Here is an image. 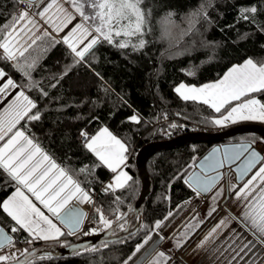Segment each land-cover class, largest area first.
<instances>
[{"label": "trees", "instance_id": "trees-1", "mask_svg": "<svg viewBox=\"0 0 264 264\" xmlns=\"http://www.w3.org/2000/svg\"><path fill=\"white\" fill-rule=\"evenodd\" d=\"M19 5L18 0H0V28L14 16ZM144 7L151 9V31L144 37L147 43L143 49H120L105 43L94 47L84 61L77 63L71 50L58 43L36 64L31 80L0 55V62L33 97L40 113V120L23 121V127L87 190L97 192L91 216L98 219L96 209L101 208L113 224L142 193V178L134 162L140 147L168 139L166 131L175 137L198 131L199 127L201 131L220 129L213 121L226 109L217 113L201 101L185 100L177 94V86L182 82L201 85L219 80L230 67L249 58L264 61V0H145ZM250 7H256L257 12L245 13L249 17L245 20L241 9ZM198 9L207 18L200 16L194 30L180 38V30L188 27V15ZM168 12L175 14L171 25L163 19ZM166 26L170 35L165 34ZM32 84L35 86L29 87ZM253 95L264 102V93ZM133 116L138 122L131 119ZM103 126L128 147L127 168L132 178L115 191L100 189L112 172L79 138L84 132L92 136ZM229 141L257 144L264 140L248 133ZM213 145L186 144L158 152L149 159L147 168L154 190L146 200L143 226L135 235L102 242L68 256H39L27 264H125L142 240L154 232L157 222L164 221L176 206L195 196L185 181ZM17 186L0 169V203ZM128 221L129 218L123 222L124 227ZM0 225L14 237L15 247L27 252L41 245L65 247L86 237L72 234L43 241L24 230L12 232L13 227L19 226L2 208ZM102 226L101 223L99 227Z\"/></svg>", "mask_w": 264, "mask_h": 264}, {"label": "snow or ice", "instance_id": "snow-or-ice-1", "mask_svg": "<svg viewBox=\"0 0 264 264\" xmlns=\"http://www.w3.org/2000/svg\"><path fill=\"white\" fill-rule=\"evenodd\" d=\"M18 2L27 3L28 8L22 9L18 15L13 16L9 24L0 28V50H2L0 55L5 60L13 62V66L29 80H31L30 70L34 69L37 63L35 58L30 59L29 50L36 45L37 40L52 37V33L47 29H44L41 35L36 34L42 28L36 16H39L56 33L64 31L79 17V21L61 38V41L78 58L77 63L84 61L94 47L105 43L120 49L129 47L133 50L143 49L147 43L144 37L151 31V9L143 7L145 0H50L41 11L35 14L29 11L33 6V0H18ZM65 4L69 7H65ZM256 12V7L243 8L241 16L247 20L249 17L245 13L255 14ZM174 15L171 12L165 14L163 19L167 25L172 24ZM200 16L207 18V14L199 9L188 15V27L180 30V38L194 30ZM165 34L170 35L167 26ZM61 41L53 38V43ZM6 75L7 73L0 69V79ZM34 86V84L29 85V87ZM19 87L9 77L0 85V96L7 95L11 89ZM176 91L183 99L200 100L210 105L217 113L226 109V113L222 114L220 119L213 121L216 125H224L229 121L232 123L264 122V102L253 95L264 93V61L257 62L249 58L243 64L233 66L214 83L201 87L181 84ZM245 97L247 99H244ZM233 101H240V103L227 108L226 106L231 105ZM34 109L37 111L33 112ZM40 118L36 102L23 89L16 93L3 111H0V142H3L0 145V169L6 171L17 185L22 186L17 187L12 196L0 203V208L19 226L13 227L12 232L24 230L35 238L49 240L57 239L65 233L33 203L24 190L43 205L53 217L68 224L71 229L68 233L70 235L79 229L84 216L73 202L91 203L92 200L74 176L45 152L26 130H22L21 121L26 123L38 121ZM131 119L138 122L136 116ZM82 135L87 139L85 147L98 157L102 165H106L113 173H117L114 185L109 184L106 191L125 187L131 177L121 169V166H126L128 147L107 128L101 129L95 136L89 137L87 133ZM249 148L250 145H241L236 150H225V155L228 163L231 164L248 152L243 164L238 168L241 178L256 168L257 164L261 165L239 189L237 199L246 202L244 218L249 220L252 227L264 238V156L254 150L249 152ZM230 151L231 155L228 154ZM207 159L212 160L214 157ZM224 163V160L216 159L213 167L222 168ZM81 171L85 170L81 169ZM193 176L194 183L187 180L185 183H188L197 195L201 190L210 191L222 178V174L206 179L195 173ZM235 190L234 185L233 191ZM222 193L223 189L218 195ZM116 199L119 200V197ZM213 199L215 200V197ZM96 211L103 226L113 228L114 222L104 215L103 210L97 208ZM212 211L215 209L213 208ZM121 219H123L122 216L117 218L118 221ZM223 223L221 221V225ZM118 227L123 229L124 224L118 223ZM156 227H160L159 222ZM85 234L89 235L92 232ZM147 242L145 240L144 244ZM144 244L137 246L135 251L139 252ZM14 246L13 239L4 232L3 228H0V250ZM159 255L163 257L164 254ZM13 259L18 258L0 255V264H8ZM153 264H159V258L154 260Z\"/></svg>", "mask_w": 264, "mask_h": 264}, {"label": "crops", "instance_id": "crops-1", "mask_svg": "<svg viewBox=\"0 0 264 264\" xmlns=\"http://www.w3.org/2000/svg\"><path fill=\"white\" fill-rule=\"evenodd\" d=\"M49 2L50 0H43L40 3V5L39 4H35V6L33 5V7L30 10V13L35 14L41 11L43 7ZM65 7H69V5L65 4ZM18 14L19 13L16 12L14 16ZM12 18L9 21H7L8 22L7 24H9L12 21ZM36 19L42 25L40 32L36 33L37 35H41L44 29H47L49 32L52 33V37H43L42 39L37 40L36 45H34L33 48L29 50L30 59L35 58L38 63L40 59L42 60V57L50 48H52L58 43H63L61 41V38L69 31V29L72 28V26L75 23L79 21V17H77V20H74L72 24H69L68 28H65L64 31L60 33L54 32V30L49 25L44 23V21L39 16H36ZM53 38L56 41H61V42L53 43ZM64 46H66L69 49V47L66 44H64ZM245 61L235 65L243 64ZM11 63L13 65V62ZM232 67H230L225 72V74ZM0 69H3L5 73H7V75L3 79H0V85H2L4 81H6L9 77H11L18 84V82L13 78V76L3 66V63L1 62H0ZM30 71L32 72L33 69H31ZM20 73L23 74L22 72ZM216 81L214 80L212 82H207L205 84L214 83ZM181 84H184L186 86H195V87H201L205 85V84L194 85V84H188L186 82H182L177 87H179ZM21 89L23 88L19 87L17 89H11L9 94L0 96V111H3V109L8 105V103L15 97L16 93ZM26 94L33 100V97L30 94H28L27 92ZM256 98L259 99L258 97ZM244 99H247V97H245ZM33 101L35 102V100ZM238 103H240V101H233L232 104L228 106L230 108ZM225 113L226 112H224V114ZM221 117L222 115L217 117L216 119H220ZM22 122L23 121H21L22 130H26L25 127H23ZM247 122L264 124V122L261 121H238L236 123H232L229 121L226 122L224 125H217V126L220 128L219 130H222L228 127L230 128L231 126L237 124L247 123ZM103 128H107L114 136H116V134L107 126H103L98 130V132ZM26 132L28 135H30L27 130ZM96 134L97 132L92 136H95ZM116 137L117 139L121 140L118 136ZM34 140L40 145V147L45 152H47V149L45 150V148L37 141V139ZM121 141L124 143L123 140ZM2 143L3 142H0V145H2ZM86 143L87 141L84 144ZM47 153L53 159H55V157H53L49 152ZM126 155H127L126 166L122 165L121 169L124 172H126L128 176L132 178V175H130L131 173L127 168L128 165L127 161H129V155L128 153H126ZM55 161L59 165H61L56 159ZM61 166L64 167L63 165ZM253 174H251L242 184H239V186L236 187V190L233 191L232 194L229 193V195L226 197V193H225V195L221 197V199H219V201L215 204L216 210L214 214L204 222L200 220L201 222L199 223L200 224L199 229L198 226L196 227L194 226L193 228L192 227L190 228L188 225H190V221L193 219L194 215L198 213L196 211L198 204L200 202L199 198H201V194L199 195L195 194V196H193V198H191L190 200L185 201L182 204L176 206L172 210V212H170L171 214L164 221L160 222V227L157 228L149 236L151 237V239H148L147 237V239L142 240L143 242H141L139 245L144 244L145 240H147L148 242L144 244V247L141 248L139 252L135 251L134 256L127 262V264H153V261L156 260L157 258H159V264H264V238H262L259 232L252 227L251 222L244 218L243 214L244 211L246 210V202L244 200L237 199V192L239 191L240 188L243 187L244 183L247 180H249ZM116 175L117 173L112 172V177L110 178L109 184L114 185ZM74 179L76 178L74 177ZM17 187H22V186L18 185ZM81 187L89 193L92 202L91 203L85 202L78 204L83 205V207H85L87 212L91 211L94 204L93 202L95 201L94 191L87 190L86 187L83 186L82 184ZM15 191L16 189L13 192H11V194L5 200H7L10 196H12ZM24 191L25 194L28 195L29 198L33 200V203H35L37 207L41 208V210L44 211L45 215H48L53 220V222L65 233V235L60 236L57 239H49V240L40 239V240L56 241L59 239H63L65 237H70V234H68L70 231L56 217H53L51 213H49L46 209H44L43 205L39 204V202L36 201L35 198L31 196L30 193H28L26 190ZM73 203H75V201ZM221 221L224 222L222 225H221ZM213 229H215V231H213ZM193 232H194L193 236L189 238V236ZM160 235L164 237H171L172 235H176V238L182 236L181 244H179V246L181 245V249L179 251H175L174 254L169 253L167 250L163 251L161 248L159 249ZM32 237L35 238L34 236ZM160 253L164 254L163 257L159 255Z\"/></svg>", "mask_w": 264, "mask_h": 264}, {"label": "water", "instance_id": "water-1", "mask_svg": "<svg viewBox=\"0 0 264 264\" xmlns=\"http://www.w3.org/2000/svg\"><path fill=\"white\" fill-rule=\"evenodd\" d=\"M43 0H33V2H36V4H39ZM248 133H254L259 136H261L264 140V124L262 123H255V122H247V123H241L234 126H231L230 128H225L222 130L216 131H194V132H187L180 134L178 136L168 138L165 140H159V141H152L147 143L146 145L140 147L139 151L136 154L135 161L137 168L139 170V175L142 178L143 183V190L138 198V200L131 206V208L127 211L125 215H123V219L116 221L115 224H113V228L109 229L106 228V230L94 233L91 235H88L78 241L76 243L74 242L71 245L65 246V247H58L55 245H41L36 246L34 249L26 252L21 257H19L16 260L9 261L8 264H27L30 260L37 258L39 256H68L74 253H77L79 251L85 250L87 248H90L96 244L99 243H109V242H115L122 240L124 238L130 237L135 235L139 232L141 229L140 227L143 226L144 220H145V207L148 198L152 194L154 190V185L151 179V176L148 172L147 164L150 158L158 152L164 151V150H170L174 149L179 146H183L186 144L191 143H197V142H209L214 143V145L196 162L195 168L193 169L192 173H190L187 176V181L190 183H194V176L195 173L197 176L201 178H209L216 176L218 174H222V178L217 181L215 186L211 188L208 192H203L201 190L200 194L202 196H208L211 191L219 185V183L224 179L226 175V169L231 170L235 174V181L236 184L243 183L247 177L256 169L260 164H257L256 168H254L251 172L247 173L243 178L240 177V173L238 171V168L243 164L245 157L248 155V152H245L243 156H241L238 160L235 162L229 164L227 161V157L225 155V150H236L239 149L241 145H250L249 152L250 151H256L261 156H264V152L259 148L258 145H255L251 141H238V142H231L229 140ZM229 155L232 154L230 151L228 153ZM214 157V159L209 160L207 158ZM216 159H222L225 161L224 166L222 168H214V163ZM229 195V192H226V197ZM77 207V209L84 214L83 218L80 222L81 229L82 224L85 220V216L88 214L87 210L83 205L74 203ZM129 218V221L127 225L121 230H118V223H123L126 219ZM69 231L71 229L69 228L68 224L62 222L60 219H58ZM0 228H3L4 232L10 236L13 241L14 237L9 233V231L0 225ZM76 230L74 234H77L79 231Z\"/></svg>", "mask_w": 264, "mask_h": 264}, {"label": "rangeland", "instance_id": "rangeland-1", "mask_svg": "<svg viewBox=\"0 0 264 264\" xmlns=\"http://www.w3.org/2000/svg\"><path fill=\"white\" fill-rule=\"evenodd\" d=\"M143 7H144V5H143ZM20 11H21V9L18 8L17 12L20 13ZM255 145L260 146V149L264 152V141H260ZM259 166H258V168H259ZM258 168H256L251 174H253ZM234 185L236 187L239 186V184H236L235 174L230 169L229 170L226 169V175H225L224 179L219 183V185H217L211 191V193L208 196H202L201 195V198H199L200 202L198 204L197 211H196L198 213H196L194 215L193 219L190 221V225H188V226L190 228L191 227L193 228L194 226L199 227L200 226L199 223L201 221L204 222L207 219H209L215 212L214 211L211 215H209V213H210L209 211H212L213 208L216 210L215 204L219 201V199H221V197H223L225 195V193L227 191L232 194ZM221 189H223V193H222V195H218V193L220 192ZM213 197H215V200L213 199ZM103 228H105V227L102 226L100 228H97L92 234L102 232L101 230H103ZM156 229H157V227L154 229V231ZM149 236H147V237H149ZM147 237H145V239H147ZM181 238H182V236L176 238V235H172L171 237H164V236L160 235V237H159V240H160L159 249L161 248L163 251L167 250L169 253L174 254L175 251L180 250L179 248L181 247V245L179 246V244H181ZM177 242H179V243H177ZM177 247H178V249H177ZM24 252H25V249L21 248V247H16L15 252H10L8 250V248L5 247V248H3V250H0V255H9V256H15L16 258H19L22 256V254ZM13 260H16V259H13ZM13 260H11V261H13Z\"/></svg>", "mask_w": 264, "mask_h": 264}, {"label": "built area", "instance_id": "built-area-1", "mask_svg": "<svg viewBox=\"0 0 264 264\" xmlns=\"http://www.w3.org/2000/svg\"><path fill=\"white\" fill-rule=\"evenodd\" d=\"M35 4H36V2H33L34 6H35ZM18 8H20L21 10L22 9H26V8H28V4L27 3H20ZM31 8L29 9V11L31 10ZM201 130H202L201 127H199L198 131H201ZM84 133H86V132H84ZM164 134L166 136H168L169 138H172V134L170 132L166 131V132H164ZM79 138H80V141L82 143H85L87 141V139H86V137L84 135H81V137H79ZM259 148H260V146H259ZM109 183H110V180L107 181L100 189L106 190L108 185H109ZM94 194H95L94 195V199H95L97 192H94ZM85 217L86 218H85V220H84V222L82 224L81 229H79V231L77 232V235L88 236L85 233H89L90 231L93 233L97 228H99V225L101 224L99 218L95 219L94 217L91 216V211H88V214ZM89 235H91V234H89ZM8 250L10 252H15L16 247L15 246L14 247H8Z\"/></svg>", "mask_w": 264, "mask_h": 264}]
</instances>
